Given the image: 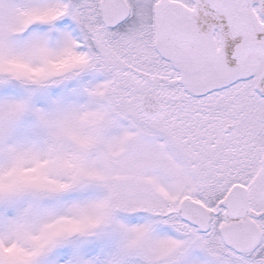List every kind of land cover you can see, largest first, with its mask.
I'll use <instances>...</instances> for the list:
<instances>
[{"label":"snow or ice","instance_id":"1","mask_svg":"<svg viewBox=\"0 0 264 264\" xmlns=\"http://www.w3.org/2000/svg\"><path fill=\"white\" fill-rule=\"evenodd\" d=\"M0 264H264V0H0Z\"/></svg>","mask_w":264,"mask_h":264}]
</instances>
